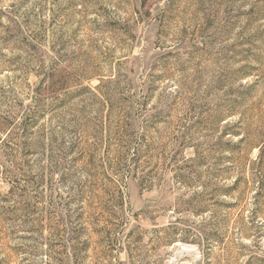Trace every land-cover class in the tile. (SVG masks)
Instances as JSON below:
<instances>
[{
    "label": "rangeland",
    "instance_id": "rangeland-1",
    "mask_svg": "<svg viewBox=\"0 0 264 264\" xmlns=\"http://www.w3.org/2000/svg\"><path fill=\"white\" fill-rule=\"evenodd\" d=\"M0 264H264V0H0Z\"/></svg>",
    "mask_w": 264,
    "mask_h": 264
}]
</instances>
